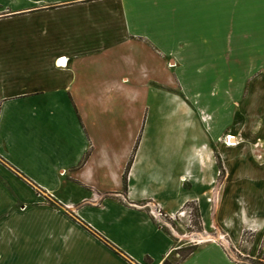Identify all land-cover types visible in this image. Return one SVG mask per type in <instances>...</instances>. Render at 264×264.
Wrapping results in <instances>:
<instances>
[{"label": "crops", "instance_id": "obj_1", "mask_svg": "<svg viewBox=\"0 0 264 264\" xmlns=\"http://www.w3.org/2000/svg\"><path fill=\"white\" fill-rule=\"evenodd\" d=\"M190 202L255 257L264 0H0V264H161L153 211ZM176 264L240 263L207 238Z\"/></svg>", "mask_w": 264, "mask_h": 264}, {"label": "rangeland", "instance_id": "obj_2", "mask_svg": "<svg viewBox=\"0 0 264 264\" xmlns=\"http://www.w3.org/2000/svg\"><path fill=\"white\" fill-rule=\"evenodd\" d=\"M179 91V88H177ZM226 138V137H225ZM226 141V140H225ZM224 143L226 144L227 142ZM227 145V144H226ZM225 174V170L220 171V175ZM159 210H155L153 212H158ZM185 211L184 216H180L179 212ZM152 212V213H153ZM177 212L174 216H170L165 214L164 211H160L161 215L156 216L155 218L159 220L160 225L163 228L174 236V246L183 248H188L191 245H196L198 241H204L207 238H215L220 239L222 241L230 254V256L235 259L240 264H264L262 261L261 252L264 247V238L263 241L259 245L258 252L255 254V257L252 258L247 253L250 251V242L253 241V234L248 231H242L240 237V244L237 247L239 252H237L231 245H227V242L224 240L222 235L219 233L217 227L212 225L208 228V231L205 230L204 225L202 224L200 212L198 205L195 202H190L185 205V207ZM6 256V255H5ZM177 260H179L178 253L173 251L170 257L166 258V262L164 260L161 264H176ZM2 264H29L26 262H2Z\"/></svg>", "mask_w": 264, "mask_h": 264}, {"label": "trees", "instance_id": "obj_3", "mask_svg": "<svg viewBox=\"0 0 264 264\" xmlns=\"http://www.w3.org/2000/svg\"><path fill=\"white\" fill-rule=\"evenodd\" d=\"M130 163H131V159L127 163L126 168H125V171H124L123 176H122V179H123V188L124 189L126 188V174H127L128 168L130 166ZM195 248H196V245H191L188 248H183V249L181 247H177L173 251H176L178 253L179 260H181V259L185 258L188 254H190L192 251H194ZM164 262H166V259H164ZM177 262H178V260H177Z\"/></svg>", "mask_w": 264, "mask_h": 264}, {"label": "built area", "instance_id": "obj_4", "mask_svg": "<svg viewBox=\"0 0 264 264\" xmlns=\"http://www.w3.org/2000/svg\"><path fill=\"white\" fill-rule=\"evenodd\" d=\"M61 60V61H60ZM58 61H60V62H58ZM57 63L58 64H65V61H63L62 59H58L57 60ZM228 136V135H227ZM226 137V136H225ZM225 142H227V141H225ZM227 144V143H226ZM185 211H182V212H179L178 214H180V216H184V213ZM160 215H161V213H160V211H158L155 215H154V217H156V216H159L160 217ZM172 216H174V215H172Z\"/></svg>", "mask_w": 264, "mask_h": 264}, {"label": "bare ground", "instance_id": "obj_5", "mask_svg": "<svg viewBox=\"0 0 264 264\" xmlns=\"http://www.w3.org/2000/svg\"><path fill=\"white\" fill-rule=\"evenodd\" d=\"M60 61H58V62H60ZM225 140L227 141L228 145H232L233 144V142H232L233 137L232 136H230V135L226 136Z\"/></svg>", "mask_w": 264, "mask_h": 264}]
</instances>
